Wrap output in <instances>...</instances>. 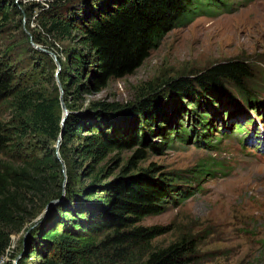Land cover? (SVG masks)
<instances>
[{
	"label": "trees",
	"instance_id": "1",
	"mask_svg": "<svg viewBox=\"0 0 264 264\" xmlns=\"http://www.w3.org/2000/svg\"><path fill=\"white\" fill-rule=\"evenodd\" d=\"M25 1L40 10L35 43H44L52 52L76 41L83 51L61 49L67 52L68 66L60 58L58 76L71 113L58 158L55 145L63 110L55 84L57 67L46 51L41 61L29 53L22 57L19 42L2 47L6 25L21 11L16 0H0V263L13 236L26 233L50 202L61 200L22 239L18 264H197L198 238L182 234L168 245H158L173 228L142 222L163 213L168 202L179 205L192 198L199 189L193 186L195 179L207 176L211 168L193 170L188 178L182 171L159 175L155 167L137 174L133 170L148 159L147 151L161 152L176 140L212 147L214 119L223 118L217 111L229 104L236 103L240 112L243 105L258 113L264 110V101L248 85L253 80L249 66L232 60L197 79L169 81L165 106L163 94L156 95L152 87L153 93L132 106L85 102L110 81L133 75L172 29L229 6L228 1ZM235 114L224 116L232 119ZM246 125L237 124L233 133L246 132ZM155 134L160 143L150 141ZM117 151H134V156L129 161L133 168L116 181L95 176L83 184L73 178L83 167L78 158L99 163ZM64 166L71 171L66 187Z\"/></svg>",
	"mask_w": 264,
	"mask_h": 264
},
{
	"label": "rangeland",
	"instance_id": "2",
	"mask_svg": "<svg viewBox=\"0 0 264 264\" xmlns=\"http://www.w3.org/2000/svg\"><path fill=\"white\" fill-rule=\"evenodd\" d=\"M227 1L230 7L221 6L211 14L198 16L183 27L172 29L141 68L124 79L110 81L100 93L87 96L85 106L103 101L132 106L153 93L149 91L150 87L156 95L163 94L160 98L165 106L170 92L169 81L180 77L197 79L207 70L232 60L249 66L253 80L248 85L264 101V0ZM16 4L21 13L2 33L4 49L19 42L22 57L29 53L41 61L44 59L42 52L46 51L54 59L59 73L62 69L60 58L68 66L67 52L61 50L63 47L78 54L83 51V46L76 41L61 44L60 50L52 52L44 43H35L33 30L40 10L25 0H16ZM33 49L41 54L31 53ZM60 83L57 76L55 84L62 94ZM63 102L70 111L69 102L67 104L64 98ZM251 108L243 105L240 112L239 106L232 103L219 109L217 113H223V118L214 119L216 130L210 137L212 147L176 140L161 152L147 151L148 159L138 163L133 170L137 174L155 167L159 175L182 171L188 178L193 177V170L211 168L207 176L195 179L193 186L199 189L192 198L179 205L168 202L163 213L144 219L143 226L173 228L170 234L159 238L158 245H168L182 234H191L200 241L201 261L197 264H264V110L258 113ZM227 112L236 114L228 119L224 116ZM239 123L247 124L248 130L233 133ZM252 131L254 137L259 134L258 141L250 136ZM150 141L160 143L161 137L155 134ZM55 147L60 157L61 145ZM133 156L134 151H117L99 163L78 158V164L83 167L72 176L77 183L83 184L91 183L95 176L103 182H113L128 168H133L129 164ZM67 168L64 166L63 170L64 187L71 177ZM47 217L48 212L43 221ZM24 236V232L13 236L12 246L0 264H18Z\"/></svg>",
	"mask_w": 264,
	"mask_h": 264
},
{
	"label": "water",
	"instance_id": "3",
	"mask_svg": "<svg viewBox=\"0 0 264 264\" xmlns=\"http://www.w3.org/2000/svg\"><path fill=\"white\" fill-rule=\"evenodd\" d=\"M59 75V72H57V76ZM60 88H61V90H62V94H61V101H62V108H63V110H64V114H63V118H62V122H61V126H62V132H61V134H60V136H59V139H58V142H57V148L61 145V142L63 141V129H64V126H65V122H66V120H67V118L69 117V115H70V111H68L67 109H66V107H65V104H64V102H63V87H62V84L60 83ZM57 155H58V153H57ZM58 158H60L59 157V155H58ZM59 202H61V200H55V201H52V202H50L48 205H47V207L45 208V211H44V214L45 213H47L48 211H49V209L52 207V206H54V205H56L57 203H59ZM43 214V215H44ZM43 215L41 216V217H39L37 220H35V225L34 226H36V224L38 223V221L43 217ZM45 217V216H44ZM34 226H32L26 233H25V238L27 237V235H28V232L34 227Z\"/></svg>",
	"mask_w": 264,
	"mask_h": 264
},
{
	"label": "built area",
	"instance_id": "4",
	"mask_svg": "<svg viewBox=\"0 0 264 264\" xmlns=\"http://www.w3.org/2000/svg\"><path fill=\"white\" fill-rule=\"evenodd\" d=\"M11 248V247H10ZM10 249L7 250V252H9ZM4 258V257H3ZM3 260V259H2Z\"/></svg>",
	"mask_w": 264,
	"mask_h": 264
}]
</instances>
